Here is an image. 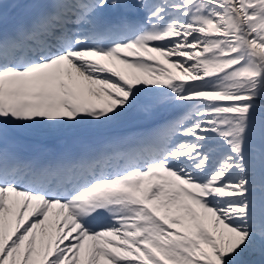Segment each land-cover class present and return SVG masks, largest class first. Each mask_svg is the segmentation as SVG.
I'll list each match as a JSON object with an SVG mask.
<instances>
[{
  "label": "snow or ice",
  "instance_id": "obj_1",
  "mask_svg": "<svg viewBox=\"0 0 264 264\" xmlns=\"http://www.w3.org/2000/svg\"><path fill=\"white\" fill-rule=\"evenodd\" d=\"M0 264H264V0H0Z\"/></svg>",
  "mask_w": 264,
  "mask_h": 264
},
{
  "label": "bare ground",
  "instance_id": "obj_2",
  "mask_svg": "<svg viewBox=\"0 0 264 264\" xmlns=\"http://www.w3.org/2000/svg\"><path fill=\"white\" fill-rule=\"evenodd\" d=\"M149 86H151V85H149ZM54 146V145H53Z\"/></svg>",
  "mask_w": 264,
  "mask_h": 264
}]
</instances>
